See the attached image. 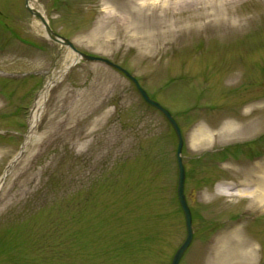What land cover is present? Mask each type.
Instances as JSON below:
<instances>
[{
  "label": "rangeland",
  "instance_id": "1",
  "mask_svg": "<svg viewBox=\"0 0 264 264\" xmlns=\"http://www.w3.org/2000/svg\"><path fill=\"white\" fill-rule=\"evenodd\" d=\"M34 1L54 33L124 68L177 122L193 230L179 264H264V203L235 193L264 170V0ZM70 52L25 0H0V177ZM254 107L252 134L213 138ZM199 129L209 144L192 143ZM176 146L122 73L79 60L2 183L0 264H170L186 235Z\"/></svg>",
  "mask_w": 264,
  "mask_h": 264
},
{
  "label": "bare ground",
  "instance_id": "2",
  "mask_svg": "<svg viewBox=\"0 0 264 264\" xmlns=\"http://www.w3.org/2000/svg\"><path fill=\"white\" fill-rule=\"evenodd\" d=\"M227 2H231L233 0H224ZM30 9L36 10L40 13V15L44 18V20L47 21L46 15L43 11H39L35 7V1L34 0H29L28 3ZM40 22V21H39ZM41 23V22H40ZM71 58H69L64 64L57 70H54L49 74L47 77L43 87L39 90V92L36 94L35 99L33 101L32 107L29 111V116L27 119V133L24 137L23 144L21 146L20 151H25L34 138V132L35 129L38 125V122L40 120L42 111H43V106L48 98V95L50 91L62 80V78L68 73V71L77 63V56L71 51ZM248 109V107L246 108ZM257 110L256 107L246 110L245 114L242 115L241 118L237 119L236 121L233 122H227L224 124V126L221 128L220 132L218 133L217 137L213 138H231V137H238V136H247L248 134H252V123L248 126L246 125V122L244 119L250 117L253 112ZM210 139L212 140V137L210 133L206 129H199L197 132L193 134L192 137V143L194 145L206 143L209 144ZM15 160V158H14ZM14 160L10 162L8 165L5 173L0 177V189L2 186V183L7 176L6 172H8L11 167L14 165ZM251 178L256 179V176H251ZM259 179L258 181L253 180V186L251 185H244V187L251 188L252 190L246 191V190H237L235 193L238 195L247 193L248 197L249 196H254L256 201L259 203H264V170H261L259 173V176H257ZM216 257V256H215Z\"/></svg>",
  "mask_w": 264,
  "mask_h": 264
},
{
  "label": "water",
  "instance_id": "3",
  "mask_svg": "<svg viewBox=\"0 0 264 264\" xmlns=\"http://www.w3.org/2000/svg\"><path fill=\"white\" fill-rule=\"evenodd\" d=\"M28 3H29V0H25L26 10L30 13V15L32 17L39 19L48 39H50L53 42L60 43L64 46L68 47L77 56L78 60L80 59V60L85 61V62L102 63V64L122 73L133 84L135 90L137 91V93L139 94V96L141 97L143 102L146 105H148L149 107L158 111L165 118V120L169 123V125L171 126V128H172V130L176 136V139H177V146H176V153H175L176 165H177L176 196H177L179 206H180L181 211H182L183 216H184L186 236H185V239L182 242V244L178 247V249L175 251L174 255L172 256L170 264H179L182 256L184 255L185 251L187 250V248L190 246V244L192 242L193 230H192V215H191V211H190V208L188 206V203H187V200H186V197L184 194V184H185L186 172H185V168H184V165L182 162V157H181L182 148H183V137H182V134H181V131H180V128H179L177 122L175 121V119L169 113L168 110L163 108L160 104H158L156 101L152 100L147 95L145 90L139 85L138 81L132 75H130L125 69H123L122 67H120L117 64H114L113 62H111L110 60H108L106 58L97 57V56H90V55L79 52L72 45V43L70 41H68L67 39L60 37L59 35L54 33L51 30L48 22L46 20H44V18L40 15V13L38 11H36V10L34 11V10L30 9ZM23 153H24V151L19 152V154L16 156V158L14 160V163L22 157ZM9 172H10V170L8 172H6V174H8Z\"/></svg>",
  "mask_w": 264,
  "mask_h": 264
}]
</instances>
